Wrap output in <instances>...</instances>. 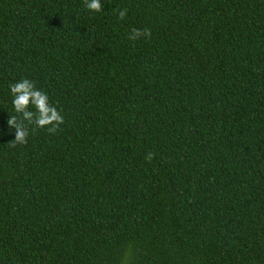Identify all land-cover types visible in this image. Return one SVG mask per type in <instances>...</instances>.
<instances>
[{
    "label": "trees",
    "instance_id": "trees-1",
    "mask_svg": "<svg viewBox=\"0 0 264 264\" xmlns=\"http://www.w3.org/2000/svg\"><path fill=\"white\" fill-rule=\"evenodd\" d=\"M101 3L0 0V264H264V0Z\"/></svg>",
    "mask_w": 264,
    "mask_h": 264
},
{
    "label": "clouds",
    "instance_id": "clouds-1",
    "mask_svg": "<svg viewBox=\"0 0 264 264\" xmlns=\"http://www.w3.org/2000/svg\"><path fill=\"white\" fill-rule=\"evenodd\" d=\"M84 6L91 12L102 11L101 0H84ZM119 19H124L127 8L117 9ZM151 31L148 29H132L130 39L136 40L140 37H150ZM11 94V104L17 115L8 116L7 124L9 128L15 129V136L12 139L14 147L16 144H26L28 137V125H35L36 128H46L52 134L64 123V116L54 104L49 102L46 92L36 88L34 81L22 78L9 84ZM31 106V107H30ZM153 153L149 152L145 157L151 160Z\"/></svg>",
    "mask_w": 264,
    "mask_h": 264
}]
</instances>
